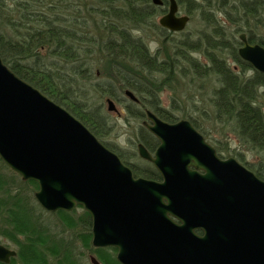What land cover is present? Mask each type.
Returning <instances> with one entry per match:
<instances>
[{
	"label": "trees",
	"instance_id": "16d2710c",
	"mask_svg": "<svg viewBox=\"0 0 264 264\" xmlns=\"http://www.w3.org/2000/svg\"><path fill=\"white\" fill-rule=\"evenodd\" d=\"M176 1L190 17L178 32L158 21L169 0H0V57L124 162L123 152L103 139L111 126L100 106L89 102L91 92L121 102L129 90L137 98L124 105V119L137 129L134 147H149L141 120L151 111L168 123L188 119L206 138L204 123L222 136L231 132L264 153V75L238 54L242 32L264 48V0ZM163 91L170 92L169 108L161 103ZM210 143L218 154L227 149ZM130 169L157 178L154 169ZM37 189V182L23 181L0 159V241L17 252L7 264H83L86 253L102 264H120L115 247H91L85 210L49 213L63 226L47 221L34 198Z\"/></svg>",
	"mask_w": 264,
	"mask_h": 264
},
{
	"label": "water",
	"instance_id": "95a60500",
	"mask_svg": "<svg viewBox=\"0 0 264 264\" xmlns=\"http://www.w3.org/2000/svg\"><path fill=\"white\" fill-rule=\"evenodd\" d=\"M167 10L160 25L183 30L189 16L178 15L177 1L169 0ZM239 39L240 58L264 75V48L243 32ZM125 95L137 101L129 90ZM107 109L117 111L111 99ZM146 118L143 126L160 143L152 156L138 144V155L153 163L161 181L135 178L81 121L0 57V159L23 181L37 182L41 208L82 206L91 216V245L115 247L120 264H264V182L235 159H220L189 120L168 123L151 111ZM199 179H210L211 195L200 193ZM16 254L0 244V262Z\"/></svg>",
	"mask_w": 264,
	"mask_h": 264
},
{
	"label": "rangeland",
	"instance_id": "374dc122",
	"mask_svg": "<svg viewBox=\"0 0 264 264\" xmlns=\"http://www.w3.org/2000/svg\"><path fill=\"white\" fill-rule=\"evenodd\" d=\"M179 9L181 13L183 14L184 13L183 9H181L180 7ZM22 31L23 29L20 30V33ZM6 33L10 36L13 35L12 31L9 28H6ZM154 46L155 45H153V47ZM40 54L43 56H46L47 61H50V58H48L49 56L46 55L45 50H42ZM96 75H98L97 72H96ZM95 77L101 82L103 81L101 77H98V76H95ZM91 93L88 96L89 102L92 101V104L94 105L96 104L100 106L102 111L107 116V119L109 121L108 124L111 126V128H109L108 135L104 136L103 139L107 141V143L108 142L112 143L113 146L116 147L117 150L122 151L129 161V159L131 158V157L129 158L130 153H133V154L136 153L135 147L131 145V142L134 141V137L137 133V129L134 126L132 127L131 123L130 122H129L130 124L127 123V121L124 119L126 115L124 105L128 102V99L125 97V94L123 95L124 99L121 102H116L112 99L114 101L115 108H117V111H110L109 109H107V97H103V99H101V98L93 96ZM160 96L162 100L161 102L162 105L169 108L170 107V97H171L170 92L163 91ZM133 102H136V101H133ZM141 121H139L138 123H140ZM204 125H205V130L209 132L207 135L208 136L207 139L209 140V142H214V143L217 142L219 143V146L224 147V148L227 147L226 150L229 152L230 155L238 156V153H239V155L242 156V159L245 160L247 164H251L252 166H254L257 162H259L260 159H263L256 149L250 147V145L248 144L246 145L243 144V142L239 140V137L237 135L231 132H226L225 136H222L219 133H217L215 130H213L211 125L205 124V123ZM136 159L134 160L137 161L138 159L137 160ZM82 208L83 207L78 208V205H76V207L73 209H77L76 214L79 215L82 212V210H84ZM49 213H55V212L48 211L47 213H45V215H42V216L46 218L47 221L52 223L53 221L56 220V218H55V215H52V214L49 215ZM56 221H57L56 224L58 225V227L63 226V223L60 221V219ZM54 229H55L54 231H59V228H54ZM0 242L2 245L6 247L9 246L10 248H13V246L9 243V241H5L2 239ZM80 249H82V247H80ZM84 251L86 250H83V252ZM92 255L94 254L92 253ZM92 255L88 253H86V255H83L82 256L83 264H91L89 256H92Z\"/></svg>",
	"mask_w": 264,
	"mask_h": 264
},
{
	"label": "flooded vegetation",
	"instance_id": "af4514ba",
	"mask_svg": "<svg viewBox=\"0 0 264 264\" xmlns=\"http://www.w3.org/2000/svg\"><path fill=\"white\" fill-rule=\"evenodd\" d=\"M98 73V72H97ZM146 119V118H145ZM144 119V120H145ZM144 120H142V122H144ZM147 130V129H146ZM148 134L149 135V139H150V142H149V147L147 148L146 146H144V148L148 151V153L152 156L155 151H156V148L157 146L159 145V140L158 138H156L152 133H150L148 130H147ZM205 137V136H203ZM206 139V142H208V144H210L212 146V144L209 142V140L205 137ZM137 145L136 144V147H135V150H136V153H137V159L139 160V162H135L133 161L134 159L133 158H130L129 161L128 159H125L126 162L122 161L124 163V165H126L129 169L131 168V166H135L136 168H142V167H148V170H152L154 169V171H156L158 174H157V178L156 179H153L155 181H161V176H160V173L158 170H156V168L154 167L153 163H151L150 161L148 160H145L143 158H140L139 155H138V150H137ZM214 147V146H212ZM215 151H216V148L214 147ZM258 153L262 156L263 159H260L259 162H257L254 166H252L251 164H247L245 160L242 159V156L239 155L238 153V156H235V155H230L229 152L226 150L223 152V154H218L217 151H216V154L217 156L222 159V160H227L228 158H233L236 160V162H238V164H240L241 166H243L247 171L249 170L253 176L260 182H264V153H262L259 149L257 150ZM138 164V165H136ZM191 170L193 171H196L199 175H204L205 174V171L201 168H193V167H190ZM131 170V169H130ZM132 172V171H131ZM159 176V177H158ZM135 178H142L140 176H135ZM145 178V177H143ZM147 179V178H146ZM152 180V179H150ZM199 185H202L205 187V189L203 191H201L200 193H208V195H211L212 193V189H211V182H210V179L209 180H203V179H199V182H198ZM84 209V208H83ZM91 217V216H90ZM175 223L177 222V220H174ZM92 228V227H91ZM194 233L196 234V236L198 237H203L205 235V232H203L200 228L198 229H195L194 230ZM92 240V239H91ZM221 237L218 239V242H219V250L221 249L222 247V244H221ZM93 247V246H91ZM116 255V254H115Z\"/></svg>",
	"mask_w": 264,
	"mask_h": 264
}]
</instances>
